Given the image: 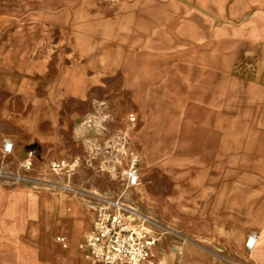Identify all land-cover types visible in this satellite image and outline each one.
<instances>
[{"label": "rangeland", "instance_id": "1", "mask_svg": "<svg viewBox=\"0 0 264 264\" xmlns=\"http://www.w3.org/2000/svg\"><path fill=\"white\" fill-rule=\"evenodd\" d=\"M1 5L18 12L20 22L56 28L51 42L97 46V60H114L117 72L101 80L94 94H51L47 107L59 125L53 141L38 142L27 130L0 123V264H29L33 235L15 197L34 191L58 193L52 198L53 228L75 247L89 221L76 206L98 209L106 198L120 199L156 223V253L169 264L189 247L199 254L212 250L188 237L178 223L186 212L178 213L171 199L179 186L190 191L187 174L218 181L221 165L249 166L252 155L264 154V0H0ZM27 99L5 96L14 112L8 117L24 118L31 109ZM7 142L10 152L4 151ZM131 153L140 157L141 179L127 187ZM48 234L62 252L52 229ZM213 262L257 264L222 256ZM79 264H88L82 250Z\"/></svg>", "mask_w": 264, "mask_h": 264}, {"label": "crops", "instance_id": "2", "mask_svg": "<svg viewBox=\"0 0 264 264\" xmlns=\"http://www.w3.org/2000/svg\"><path fill=\"white\" fill-rule=\"evenodd\" d=\"M18 14L0 6V123L8 122L21 127L38 142L53 141L59 125L47 107L51 94H65L73 98H77L75 94H94L101 80L107 78L109 81L115 75L116 65L114 60L107 63L97 60L100 54L97 46L81 48V44L76 43L73 48L71 44L51 42V36L59 34L56 28L34 25L35 20L31 23L20 22L16 20ZM52 51H58L54 54L55 58ZM52 67L54 75L49 70ZM24 94H27V103L31 108L28 114L21 119L8 117L13 116L14 112L4 102L5 96L22 98ZM37 94L40 98L37 100L38 106H35L33 103ZM247 162L251 164L244 166L236 162L237 165L230 169L221 165L219 180L214 182L204 181L202 173L194 176L187 174L192 184L190 191L180 186L176 188L172 204L178 213L186 212L180 213V227L186 229L190 239L203 242L212 250L199 254L189 247L185 255L176 259L175 264H198L199 258L205 260L204 264H214L213 259L219 256L236 260L249 258L254 263L264 264V154L252 155ZM215 170H218L217 166ZM213 171L212 168L210 172ZM35 196H38L37 202H34ZM54 196H58V193L34 191L22 199L15 197V204H22V220L30 226L27 232L33 235L28 263L79 264L82 250L90 264L82 247L73 246L71 237L54 231ZM30 197L32 202L28 203ZM168 206L166 204L165 209ZM76 209H85L88 214L89 221L80 237L82 242L91 228L97 207L87 210L89 207L76 206ZM50 229L56 234V240L58 236L69 240V245L64 250L61 248L62 252L50 241ZM251 232H257L259 237L254 248L248 249L246 240ZM156 254L165 264H169L165 257Z\"/></svg>", "mask_w": 264, "mask_h": 264}, {"label": "built area", "instance_id": "3", "mask_svg": "<svg viewBox=\"0 0 264 264\" xmlns=\"http://www.w3.org/2000/svg\"><path fill=\"white\" fill-rule=\"evenodd\" d=\"M12 143L4 144V151L12 150ZM140 157L130 155V165L124 173L127 187H134L140 176ZM101 205L84 238L82 249L90 264H165L156 254L159 236L153 229L156 224L134 206L118 200L101 199ZM259 235L251 232L247 248L252 249ZM57 241L66 248L69 240L58 236Z\"/></svg>", "mask_w": 264, "mask_h": 264}, {"label": "bare ground", "instance_id": "4", "mask_svg": "<svg viewBox=\"0 0 264 264\" xmlns=\"http://www.w3.org/2000/svg\"><path fill=\"white\" fill-rule=\"evenodd\" d=\"M140 184V182H139V180H138V182H137V184L135 185V186H138ZM64 200V199H63ZM250 235V234H249ZM249 235H248V237H249ZM248 237H247V240H248ZM84 239V238H83ZM247 240H246V245H247ZM83 241L84 240H82V242H81V245H80V247H82V245H83ZM255 246V245H254ZM254 246L252 247V248H254Z\"/></svg>", "mask_w": 264, "mask_h": 264}]
</instances>
